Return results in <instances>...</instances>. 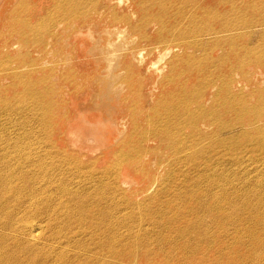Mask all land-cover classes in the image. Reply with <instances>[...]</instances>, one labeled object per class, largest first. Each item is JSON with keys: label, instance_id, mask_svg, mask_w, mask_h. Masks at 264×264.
<instances>
[{"label": "bare ground", "instance_id": "6f19581e", "mask_svg": "<svg viewBox=\"0 0 264 264\" xmlns=\"http://www.w3.org/2000/svg\"><path fill=\"white\" fill-rule=\"evenodd\" d=\"M45 1L41 15L38 4L30 10L27 3L8 0L5 8L13 9L5 10L0 27L15 25L11 29L26 46L32 37L43 43L48 64L41 59L37 70L52 73L50 80L61 75L71 85L61 92L62 109L73 101L88 108L78 116L56 111L60 119L50 120L31 104V91L7 100L15 117L5 121L26 123L32 113L48 123L47 138L62 145L54 143L33 159L19 141L30 133H17L4 145L13 153H0V264H98L104 257L98 250L89 261L80 260L92 252L82 233L107 246L112 253L107 264H206L211 252L230 263L245 247L264 249V172L242 179L237 159L228 164L239 153L264 152V71L255 67L253 80L230 72L242 68L244 59L264 67V0ZM118 3L122 9L114 12ZM0 37V61L11 64L16 42ZM60 44L73 47L69 61L54 60ZM144 51L150 59L143 63ZM86 60L100 65L99 89L73 80L82 68L76 62ZM143 68L158 77L148 74L132 88ZM19 71L16 65L7 68L14 83ZM205 71L215 76L207 97L192 91ZM210 99L226 108L206 110ZM57 107L53 102L50 110ZM148 141L156 146H145ZM156 151L168 155L166 169L147 181L135 165ZM48 157L77 172L66 185L52 188L56 191L45 190L40 204L37 190L52 181L33 182L48 176ZM130 174L138 175L139 190L128 193L123 179ZM148 183L157 189L145 195Z\"/></svg>", "mask_w": 264, "mask_h": 264}, {"label": "rangeland", "instance_id": "374dc122", "mask_svg": "<svg viewBox=\"0 0 264 264\" xmlns=\"http://www.w3.org/2000/svg\"><path fill=\"white\" fill-rule=\"evenodd\" d=\"M7 1L8 0H0V17L3 15L5 10L7 9L5 8V4ZM21 1L23 3H27L30 6L29 8L30 10H31L32 5L35 6L36 4H38L37 12L41 13V15L44 13L43 10H45V8L49 5V2L45 0H20V1L15 0L14 5L17 6L18 2L20 3ZM121 5L122 3H118V5L113 4L112 7L116 8L114 12L122 9ZM9 9L11 10L13 8L8 7L7 12ZM28 12L29 10H27L23 16H28ZM107 12L109 13L108 7H107ZM11 28H16V27L15 25H12V26L7 25L4 27H0V34L4 35V39L10 41L11 43L16 42L15 48H12L11 50L13 51L11 53L12 57L15 58L13 59L14 61L11 64H9V62L0 61V116H1V120H0V144H1L0 147L1 148L0 149H3V151H1L0 153H4V154L13 153V152H9L5 150L4 145L7 142L12 141L13 140L12 138L13 137L15 138L17 133H20V135L23 133H30L27 140L25 141L19 140V141H21L22 143H25L23 147H26L28 149L27 152L29 154L33 153V157H32L33 159L49 151L51 149V146L53 147L54 143L57 145V147H61L62 143L57 140H54V136L51 137L49 140L47 138L48 123L46 121L36 119L32 115V113H31V118H29V121H27L26 123L16 122V124L13 126L11 125V123L5 121V117H9L10 119H13L15 117V114H11L7 110V100L19 94H24L28 96L31 91V104L40 106L41 107V117L46 118L50 116L49 117L50 120L60 119L59 118L60 116L59 117L55 116L56 111L61 112L63 116L66 114H70V115L77 114L76 116H78L85 109V106L87 107V103H84L83 105L84 107H80L77 102L73 101L72 104L67 105L66 109H62L61 101L64 99V96L61 92L63 88L70 89L71 85L67 83L66 80L61 75H58L56 79L50 80L47 77V74L52 75V73H48L47 71L41 72L37 70L39 67L38 63L41 61V59L42 60L43 58L45 59V56L46 58L48 57V55H45L46 53L44 52V48L42 45L43 43L34 41V37H32V40H30L28 42V45L26 46L23 36L17 34ZM50 28L51 27H49V29L45 31L46 33H45L44 38H46L47 34L49 35L51 33ZM121 35H122V38L125 37L127 35V31L125 30ZM1 39L2 37H0V40ZM65 46L67 45H61V44L59 45V48L57 49V51L60 50L59 52L60 54L57 53V55L54 56L55 61H59L60 58L65 59L64 57L68 55L71 58L72 56L71 50L73 47L71 48L69 45L67 47ZM75 46L76 44L74 45V47ZM85 46H87L86 43L84 44V47ZM225 48H226L225 50H227V47ZM80 49L83 50L84 48L81 47ZM61 54L63 55L61 56ZM69 57H66L68 58V61L70 60ZM141 57L144 59L143 63L147 62L150 59V57L146 55L145 51L143 52ZM170 57L171 56L167 55L166 57L162 59L160 63H158V65L159 66L163 65L170 59ZM72 63L74 64L75 61ZM241 63H242V68L234 67L230 70V72L233 74V76L236 79H240V78L242 79L248 78L252 80L254 78L257 79V76H255L256 74L253 73L254 70L261 69L264 71V67H259L258 65H255L256 62L253 60L244 59L241 61ZM77 64L81 65L82 68H79L78 70L74 72L73 80H79V82H81L83 85H87V88H88L87 90L99 89L97 80L99 78L98 74L100 73V70L96 68V64H97V67H99L100 65L98 66V63L96 62V60L78 61L75 64L76 67H78ZM9 65L11 67H15V65L16 67L17 66L20 67L21 71L19 72L22 75L18 83H14L11 79L12 74L7 73V68ZM30 66H31V72L25 74V72L29 69ZM255 67L256 68L258 67V68L256 69ZM208 69L209 68H207V70ZM211 72L218 74L222 71L217 68H211ZM148 74L150 73L148 72ZM148 74L144 71V68L141 69L140 74L137 76L138 78H135L134 80V84L132 88H135V86L139 82V79L145 80L148 77ZM151 76L158 77L156 74L151 75ZM202 76H203V81L200 84L196 85L195 87L194 85H192V91H196L197 89L201 90V95H205L207 97L208 94L212 91V89H210V85L214 81L215 76L209 75V71H205L202 74ZM146 82L147 81L144 82V91H143V87L141 89V95H144V96L147 95L148 90H149V83H146ZM191 82L193 84L194 81H191ZM109 95H112V93H110ZM67 97L68 95L65 96V98ZM81 98L82 97H80L79 99ZM53 102L55 103V105L58 104V107L56 110L53 109L51 111L50 106ZM146 102H147L146 103L147 107H149L150 100L146 98ZM204 106L206 110L208 108L214 107L213 113H219L222 111V109L226 108V104L224 103L213 105L211 99L208 101V103H205ZM86 111L89 112V110L87 109ZM144 145L145 146H148V145L156 146V143L152 141H148V143H145ZM144 145L142 146L145 147ZM157 157H160V158L157 159ZM167 158H168L167 154L158 155L156 151L152 153L149 157H146L145 161L143 160L141 163L136 164L135 171L143 172L141 173V175L147 177L148 179L147 181H149L154 173L162 174L164 172V170L166 169L164 164ZM13 159L15 160L14 156H13ZM52 159L54 158L48 157L44 159V163L47 169L48 176L47 177L38 176L33 182L37 186H42L43 184L41 183L43 179L47 178L48 180L50 179V181H52L49 185L48 183H45L42 186V188H39L37 190L40 193V197H39L40 204H44L42 202V195L45 190L48 192L56 191L52 188H54L58 184L66 185L69 179L73 177L72 173L77 172L76 170L69 168V166L65 165V163L63 162H61L62 164L55 163ZM236 159H237V162L235 163V166L240 172V176L242 179H245L248 176H251L254 174H259L261 172H264V152L263 151L262 152L252 151L248 154L239 153L237 156H234L228 160V164L230 168L232 167L233 162ZM108 160L109 158H106L104 163L102 165L99 164L98 166L106 165ZM158 163L160 165H158ZM50 164H56L58 165V167L50 168L49 166ZM91 174H93L95 177H97L98 175L95 171L92 172ZM123 180L127 181V184H124L125 186H123V188L127 190L128 193L129 191L132 192L133 190H136V191L139 190L138 189L139 179H138L137 174H130L127 179H123ZM50 186H53V187H50ZM149 186H150L149 183L147 184V187L145 186L146 192L143 194L149 195V193H152L157 189V186L155 185L150 186V188H148ZM131 187H134V188H131ZM263 193H264V188H263ZM59 198L64 199L65 198L64 194L61 193L59 195ZM37 215H40V214H37ZM40 216H43V214ZM42 235H47V233L43 232ZM89 236L90 235L88 233H82V239L86 240V243L89 244V248L92 252L87 253V255L80 256L79 257L80 260L82 262L89 261L90 256L91 258H93L95 256V251L98 250L104 256V257L102 256L99 257L98 264H107L108 262H110L112 259V253L108 252L107 246L105 245L100 246L98 241L94 239H90ZM246 236L248 237L250 236V234L247 233ZM47 237L50 238L48 235ZM253 240H254V237H250V241H253ZM48 244L55 245L56 240L49 239ZM39 247L43 248L40 245ZM240 258L242 259V261H234ZM239 263L240 264H264V249L262 247H254L252 249H250L249 247H245L241 249L236 255H234L230 259V263L219 261V254H215L214 252H211L209 254L208 261H206V264H239Z\"/></svg>", "mask_w": 264, "mask_h": 264}]
</instances>
